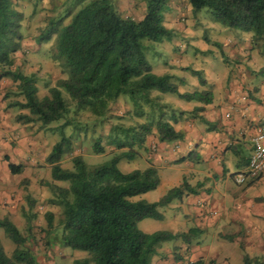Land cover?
I'll use <instances>...</instances> for the list:
<instances>
[{"label": "trees", "instance_id": "obj_1", "mask_svg": "<svg viewBox=\"0 0 264 264\" xmlns=\"http://www.w3.org/2000/svg\"><path fill=\"white\" fill-rule=\"evenodd\" d=\"M170 1L143 0L144 15L135 19L121 14L113 0H73V7L74 3L77 7L72 11L65 9L59 17H53L47 32L39 35V41L43 42L56 35L52 56L66 75L59 79L58 85L48 89V94L39 96L36 74H25L15 67V53L21 50L24 41V12L18 8V0H0V77L14 82L18 95L22 96L8 104L22 111L14 117L17 122L39 123L46 129L51 123L64 119L54 128L59 130L71 124L67 118L70 104L73 103L75 112L85 110L101 117L120 97L132 104L134 116L147 118L137 125L111 126L107 144L112 148L107 153L112 157L101 164L89 165L82 154L76 153L72 157V167L64 168L62 157L73 152L71 137L64 131L47 154L45 161L50 167L51 180H42V183L48 187L50 196L42 202L58 207V219L53 220L55 213L52 211L44 212L47 228L42 230L49 232L59 225L61 245L88 252V256L75 259L74 264H150L160 243L178 238L188 242L202 232L197 228L176 234L165 230H140V220L161 218V207L186 191L196 190L184 181L157 201L133 200L132 197L159 185L158 170L150 161L146 167L131 171L118 167L120 161L137 156L138 148L146 147V151H150V142L146 144V141L154 128L160 142L183 137L171 121L175 122L184 112L168 111L166 104L160 103L161 96L153 92L175 93L179 98L202 104L212 101L209 89L179 92L174 76L154 73L147 60L143 40L161 42L171 37L170 28L164 24V13ZM186 1L194 13L205 9L214 22L250 33L252 41L264 39V0ZM205 39L210 42L208 37ZM211 43L221 46L219 42ZM191 72L201 85H206L202 71L192 68ZM144 106H148V110ZM202 109L203 106H196L194 112ZM92 147L95 153H106L99 139ZM22 168V164L8 161L12 174L19 173ZM25 197L31 208L37 204L35 197L29 194ZM31 219L26 221L25 234L8 217L0 219V227L15 245L8 255L0 240V264L36 263L34 252L27 245L34 237ZM34 233L41 235L38 228ZM44 237L39 238L43 243ZM46 239L50 243V239ZM178 259L184 264H201L200 260H190L183 254ZM243 264H264V258L251 260L246 256Z\"/></svg>", "mask_w": 264, "mask_h": 264}, {"label": "crops", "instance_id": "obj_2", "mask_svg": "<svg viewBox=\"0 0 264 264\" xmlns=\"http://www.w3.org/2000/svg\"><path fill=\"white\" fill-rule=\"evenodd\" d=\"M242 33L251 36L250 33ZM214 41L225 42V39L217 38ZM242 43L239 40L233 41L231 45L234 47L231 48L233 51H239ZM207 49L210 47L207 46L205 50ZM256 59L253 54V57L246 61V66L235 64L234 71L229 70L224 75L218 73L216 68L205 67L203 74L206 85H201L198 77L189 71L186 75L181 68L179 69L182 71L175 70L171 62L158 69L161 74L169 73L174 76L173 81L177 84L179 92L209 89L212 92V101L202 104L196 101H181L175 96L166 95L169 97L167 101L175 111L184 112L175 122L171 121L174 129L181 132L183 137L160 142L155 128L150 138L147 137L146 144L150 142V163L157 168L160 183L155 189L140 194L147 195L150 192V199L143 196L139 199L157 201L171 188L180 186L184 181L196 191H186L180 198L173 199L161 207V218L140 220L139 229L144 232L165 230L175 234L187 232L190 228L202 231L201 234L191 237L188 242L178 238L160 243L150 264H181V261H178L180 254L190 260H200L201 264H243L246 256L251 260L264 258V174L242 185L233 179L236 172L245 170L252 152V138L257 127L264 123V73L251 74L242 70L248 66L254 67L259 63ZM2 78L4 77H0V83ZM247 91L250 92L248 96ZM2 92L0 89V146L3 148L8 142H14V136L18 138V143H25V146L21 160L11 158V162L23 165L19 173L12 174L8 163L0 164V219H14L25 228L26 221L32 218V235L35 236L38 234L34 233L37 232L35 225L41 226L40 230L47 228L44 212L52 211L55 213L53 220L58 219V208L47 201L42 202L50 196L48 190L39 188L42 180H51L50 167L45 158L52 146L44 157L45 162L35 157L39 133L34 135L32 123H21L14 119L15 115L22 111L16 109L17 107L8 106L12 102L2 98ZM153 94L163 95L159 92ZM166 106L168 111L172 109L167 104ZM196 106H203V109L194 112ZM44 130L41 128L42 140L48 135V131ZM145 148H138L137 156L123 161L136 160V163L142 162L141 166L135 163L136 168L146 167L148 161H144ZM182 157L184 159L179 160ZM39 164L46 166L44 172ZM61 164L64 168H71L72 165L65 166L63 159ZM22 180L29 184L28 187H23ZM231 180L235 184H232ZM153 191H157L154 196ZM22 194L35 197L37 204L31 208L26 197H20ZM61 233L59 225L49 232L42 230L41 236H45V242H39L38 247L34 245L37 252L31 247L34 254L38 253L40 259H45V263L47 257L69 255L67 246L58 242ZM46 238L50 239V243ZM75 259L80 258H74L73 264Z\"/></svg>", "mask_w": 264, "mask_h": 264}, {"label": "rangeland", "instance_id": "obj_3", "mask_svg": "<svg viewBox=\"0 0 264 264\" xmlns=\"http://www.w3.org/2000/svg\"><path fill=\"white\" fill-rule=\"evenodd\" d=\"M113 1L115 2L117 9L123 15H130L135 19H139L144 15L145 6L143 0ZM72 2L73 0H18V8L24 12V20L22 22L24 41L21 50L15 53V67L17 70H21L25 74H36L38 78L37 86L39 96L48 94V89L52 86L58 85L59 79L66 76L59 63L52 56V51L55 49L54 41L56 35H53L48 42L39 41V35L43 32H47L48 23L53 17H59L65 9L71 11L74 10L77 6L76 3H74L75 7H73ZM67 21L68 20H66V22ZM164 24L171 30L170 38H164L161 42L147 39L143 40L147 60L151 64L153 72L156 74H161L162 72L158 69H162L166 63L171 62L174 64L175 70L182 69L186 75L189 74L186 73L188 71L192 73L191 69L194 68L202 71V75L204 76L203 72L207 66L218 69V73L221 72L222 75H224L229 72V70L234 71L233 68H235V64L246 66V61L251 59L253 54L257 57L256 60H258L259 63L254 67L248 66L242 70L245 72H251V74L264 73V62H262V59L264 58V39L252 41L251 36L248 34H243L238 29L228 28L220 23L214 22L211 20L205 9L194 13L186 0H171L169 9L165 10L164 13ZM205 37H208L210 42H208ZM217 38H224L225 42H219L221 46H216L211 43L216 42L214 40ZM237 40H239L240 43H243L241 44L240 49H238L239 51H233V48L231 47L234 46H232L231 43ZM244 43L246 45L243 46ZM207 46H209L210 49L205 50ZM183 67H187L188 69H183ZM237 68H239V66H237ZM7 80L10 79L4 77L0 83V89L3 90L1 93L2 98L8 100V102H13L17 98H22V96L17 93V85L11 80ZM246 93L247 96L250 95V92L247 91ZM166 95L172 97L175 96L179 100L185 101L180 99L175 93H163V95H161L160 103L167 104L172 109V104L167 101L169 100V97H166ZM249 99H251V97H249ZM153 100V103H155V98H153ZM70 106L67 118L70 119L71 124L63 129L59 128V130H56L54 128L59 126L64 119L51 123L52 125L44 130L46 132L48 131V135L44 140L40 137L41 127L39 123L32 126V130L35 131L34 135L39 133V137L36 141L38 149L36 150L35 157L39 158L40 161L45 162L44 157L47 151L53 145L55 140H60L61 134L63 133L62 131H64L66 136L71 137L73 146V152L66 153L62 157L65 166L71 165L72 157L76 153L82 154L86 163L89 165L101 164L112 157L111 153H107L110 148L107 144V136L111 126L119 124L122 126H130L147 121L145 115L141 118L134 116L132 104L122 97L113 102L106 114L101 117H97L91 112L85 110L75 112L73 103L70 104ZM144 108L145 110H148V106H144ZM16 139L18 138L14 136L12 137L14 142H8L6 147L3 148L0 146V164L3 165L4 162L7 164L8 161H11L12 157H14L15 160H21L20 156L25 143H18ZM98 139L101 145L106 148V153L94 152L92 146ZM149 148L150 147H148V149ZM145 154L146 157L144 161H150V151H146ZM40 161H37V163ZM135 163L136 160L121 161L118 163V167L122 171H127L128 169L136 168L137 166H135ZM39 165L44 172L46 166L44 164ZM136 165L141 166L142 162H137ZM70 167H72V165ZM231 183L235 184L232 180ZM22 184L24 185L23 187H26L25 185L28 187L29 185L24 180H22ZM39 188L49 190L42 182L39 183ZM153 192V196L157 194V191ZM142 196L150 199V192L147 193V195H136L132 197V199L137 200ZM20 197L24 198L25 195L22 194ZM13 222L16 223L21 232L24 234L26 233L23 224H20L14 219ZM35 226H37L38 232L41 233V227L39 225ZM38 237H41L39 233L34 236L33 239L27 241V245L30 246V248L32 247L34 252H37L35 246L38 247L40 245L39 242L42 243V240L38 239ZM0 240L5 252L10 255L15 245L5 234L2 227H0ZM67 250L69 255L65 257L58 255L54 256V258L47 257L46 263L44 262L45 259H40L39 254L35 253V264H73L72 262L74 258L88 256L87 251L73 249L68 246ZM66 257L68 258L66 259ZM181 264H184V262H181Z\"/></svg>", "mask_w": 264, "mask_h": 264}, {"label": "built area", "instance_id": "obj_4", "mask_svg": "<svg viewBox=\"0 0 264 264\" xmlns=\"http://www.w3.org/2000/svg\"><path fill=\"white\" fill-rule=\"evenodd\" d=\"M264 174V123L257 127L252 138V152L248 165L243 171L236 172L233 176L237 184H246L258 179ZM188 264H195L190 262Z\"/></svg>", "mask_w": 264, "mask_h": 264}]
</instances>
